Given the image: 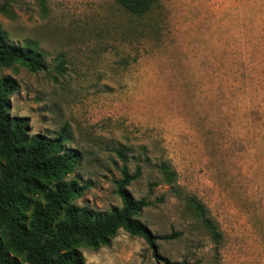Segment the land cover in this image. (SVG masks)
Listing matches in <instances>:
<instances>
[{
  "label": "rangeland",
  "instance_id": "rangeland-1",
  "mask_svg": "<svg viewBox=\"0 0 264 264\" xmlns=\"http://www.w3.org/2000/svg\"><path fill=\"white\" fill-rule=\"evenodd\" d=\"M0 5L1 29L45 63L0 66L16 87L10 113L31 133L66 134L79 157L66 179L83 187L75 203L120 206L124 161L140 168L126 188L150 202L139 220L156 236L180 232L152 250L119 230L107 246L79 247L86 264H264V0H158L153 16L115 0ZM161 160L176 172L172 185ZM185 194L206 206L219 246Z\"/></svg>",
  "mask_w": 264,
  "mask_h": 264
},
{
  "label": "trees",
  "instance_id": "trees-1",
  "mask_svg": "<svg viewBox=\"0 0 264 264\" xmlns=\"http://www.w3.org/2000/svg\"><path fill=\"white\" fill-rule=\"evenodd\" d=\"M115 2L135 16H153L159 7L158 0ZM0 10L5 11L2 5ZM159 24L158 19L152 28L154 33ZM14 63L30 72L45 68L40 50L32 44L10 40L0 27V66ZM15 90L10 78L0 77V264H86L79 247L107 246L119 230L142 238L152 250L156 239L180 235L174 231L153 235L139 220L150 202L135 199L126 188L139 177L140 168L130 173L124 161L121 178L115 182L120 206L101 211L75 203L83 187L66 176L78 165V155L66 146L63 132L53 136L31 133L26 117L10 113ZM118 154L124 160L122 152ZM157 167L161 181L175 183L176 172L169 163L161 160ZM183 203L200 220L214 245L219 246L221 232L206 206L189 194L183 196ZM153 254L158 258L155 251Z\"/></svg>",
  "mask_w": 264,
  "mask_h": 264
}]
</instances>
